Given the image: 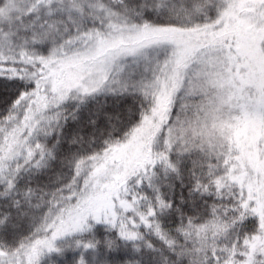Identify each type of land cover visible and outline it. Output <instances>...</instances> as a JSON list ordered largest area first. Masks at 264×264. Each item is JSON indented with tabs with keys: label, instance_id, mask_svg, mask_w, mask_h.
<instances>
[{
	"label": "snow or ice",
	"instance_id": "obj_1",
	"mask_svg": "<svg viewBox=\"0 0 264 264\" xmlns=\"http://www.w3.org/2000/svg\"><path fill=\"white\" fill-rule=\"evenodd\" d=\"M0 264H264V0H0Z\"/></svg>",
	"mask_w": 264,
	"mask_h": 264
},
{
	"label": "trees",
	"instance_id": "obj_2",
	"mask_svg": "<svg viewBox=\"0 0 264 264\" xmlns=\"http://www.w3.org/2000/svg\"><path fill=\"white\" fill-rule=\"evenodd\" d=\"M100 231H101V233H102L103 230L101 229ZM101 254H102V253H101ZM114 255H115V254H114ZM120 255L123 256V253H120ZM71 258H72V257H71V253H69V254L67 255L66 259L71 260ZM123 258H124V259H127L126 256H123Z\"/></svg>",
	"mask_w": 264,
	"mask_h": 264
}]
</instances>
